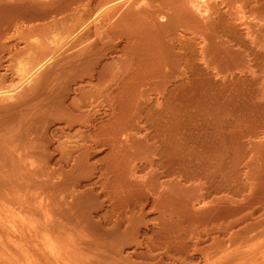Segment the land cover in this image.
Wrapping results in <instances>:
<instances>
[{
  "label": "rangeland",
  "instance_id": "374dc122",
  "mask_svg": "<svg viewBox=\"0 0 264 264\" xmlns=\"http://www.w3.org/2000/svg\"><path fill=\"white\" fill-rule=\"evenodd\" d=\"M118 1L0 0L14 19L5 32L0 12V91L24 81L20 59L31 69L63 45L0 101V264H264V0H209L230 22L209 5L218 38L237 29L225 39L195 1ZM162 16L196 50L183 43L193 55L171 71L185 80L149 81L155 62H178L142 50Z\"/></svg>",
  "mask_w": 264,
  "mask_h": 264
},
{
  "label": "bare ground",
  "instance_id": "6f19581e",
  "mask_svg": "<svg viewBox=\"0 0 264 264\" xmlns=\"http://www.w3.org/2000/svg\"><path fill=\"white\" fill-rule=\"evenodd\" d=\"M129 1H131V0H123V2H122V1H120V2L118 1V2H117L118 4L115 3V5L119 6V5H120L119 3L122 2L123 4L121 3V5L119 6V7H122L124 4L126 5V3H127V4L130 3ZM133 1H134V0H133ZM135 1H138V0H135ZM139 1H140V0H139ZM141 1H145V0H141ZM194 1L196 2V10H201V8L205 9V11H204L203 9L200 11V12H201V15H200L201 17H202V14L205 15L206 13H208V12H209L208 9L212 6V5H210V3H209L211 0H210V1H209V0H192V6L194 5V7H195ZM216 1H217V0H216ZM111 2H112V1H111ZM131 2H132V1H131ZM1 5H4V6H5V4H0V6H1ZM209 5H210V7H209ZM218 5H219V4H218ZM119 7H118V9H119ZM194 7H193V8H194ZM212 7H213V6H212ZM216 7H217V6H214L213 8H216ZM218 7H219V6H218ZM0 8H3V6H1ZM4 8H5V7H4ZM7 8H9L8 5H7L6 9H7ZM116 9H117V7H116ZM210 9H212V8H210ZM218 9H219V8H216V15H219V16H216V15H215V13H214L215 10H213V9H212L213 13H212V11L210 10V14H209V13L207 14V15H210L211 17H212V15H215V17H214V16H213V17L215 18V21L217 22V24H218V20H220L219 23L221 22V20H224V21L226 20L225 17H221V14H222V13L219 14ZM1 10H2V9H1ZM3 10H5V9H3ZM3 10H2V11H3ZM99 10H100V9H99ZM99 10H97V11H99ZM2 11H0V12H1V15H2L1 17H2V19H4L3 16H4V15H5V17L7 16V15L5 14V13H6V10H5V12L3 11L4 14L2 13ZM97 11H95V12H97ZM100 11H101V10H100ZM18 12H19V11H18ZM200 12H198V13L200 14ZM220 12H221V10H220ZM20 13H21V12H20ZM99 13H100V12H98V13H96V14H99ZM16 14H17V16L19 15V16H18V18H19V17H20V14H19V13H16ZM24 14H25V13H24ZM24 14H23V11H22V15H21L22 18L24 17ZM96 14L94 13L93 15L96 16ZM178 14H179V13H178ZM181 14H182V13H181ZM211 14H212V15H211ZM183 15H185V14H182V15L179 14L178 16H176V14H175V16L178 17V18H179L180 16L183 17ZM187 15H189V16H187L186 18L183 17V18H185V20H182V22H185V21L187 20L185 26H187V25L190 23V21L194 20V19L192 18V16H191L192 20H191V18L189 19L190 15H192V14L187 13ZM204 15H203V16H204ZM207 15H205V16H207ZM12 16H13V15L6 17V19L8 18V20H7L8 22H7V21H6V22L4 21V24L7 26V28H9V29L5 30V32L9 31V30H10V27H13V26H11V25H12V22L14 21V19L12 20ZM17 16H16V17H17ZM91 16H92V15H91ZM97 16H100V14L97 15ZM205 16H204V18H202V19H205ZM210 16H209V17H206V20H207V21L210 20L209 23H210L211 20L213 19V17L210 18ZM222 16H223V15H222ZM10 17H11V20L9 19ZM167 17H168V16H167ZM182 17H180L179 19H181ZM193 17H194V16H193ZM216 17H221V18H223V19H221V18L219 19V18H218V20H216V19H217ZM89 18H90V17H89ZM89 18H88V22L86 23L85 26H83L82 28H81V26H79L80 30H79L78 34L82 33V31L84 30V28H86L87 25H89V24H91V23H92V24H93V23L95 24V23L97 22V20H98V19H94V18H93V20L91 19V21H89ZM97 18H99V17H97ZM160 18H162L163 20L160 19V20H154L153 22H151V25L153 26V28H151V29H152L151 31L154 30V31H153L154 34L150 33L149 31H148L149 33H147V34H149L148 37L150 36L151 39H152V38H154V40H155V39H158V40H156L155 43H157V41H159V40H160V41L162 40V41H161V42H162V44H161L162 47L160 46V49L158 48V45H160L161 42L158 43V44H155V43H154V44H155V45H154L153 43L150 42L151 40H150L149 38H147L149 42L147 41V39H144V41L146 40V43H144V44H145V48H143L142 50H145V51H146L145 53H147V54L150 53L149 55H151V57H152V55L155 53V54H156V57L158 56V58H159L160 60H161L162 58H165L166 61L169 62V58H170V61H171V60L173 59V57H174L175 60H178V62H177V63H175V62H174V63L171 62V63H165V64H162L163 61L165 62V60L162 59V61H160V60L157 59L158 61H160L159 63L161 64V65H158V63L155 62V61H157V60L153 57V58H154V62L157 64V65H156L155 63H152V61H148L149 59L151 60V58H148V60H147V58L144 57V56H145V53L143 52V53H142V54H144V55H143V58H144V60L146 59L144 62H147V61H148L147 63L150 62V65H149V66H150V69H152L151 66L154 67L153 64H155L156 67H158V72H160V73L158 74V72L155 70L156 68H154L153 70H150V72H154V73H151V74H152V78H151V80H149V81H152V82H153L154 79H156L155 82L157 81V83H158V81H159V83H160V82H161V83H162V82L165 83V82H167V81H168V82H169V81H176L177 79H181V78H182V80H185V79H183V77L180 78V76L177 75V74H173V75H175V76L177 75V76H179V77L176 76V77H174V79H173V77H171V75H172L171 73H172L175 69L178 68V67H177V64H178V63H182L183 61H186V60L188 61L189 58L186 59V57L189 56V55L192 56V55H193L192 52H194V51H196V50L194 49L193 46H191V44H188L187 42L183 41L184 39L182 40L179 36L177 37L178 39L175 38L176 35H175V37H173L174 35L172 36V34H174L175 30L179 28V26H177L178 28L175 27V28H176V29H175L174 26L177 24V25H180L181 27H183V24L181 25V24H178L177 22H175L177 19L174 20V22H173V21L169 22V21H167L166 16H162V17H160ZM168 18H169V17H168ZM170 18H171V17H170ZM183 18H182V19H183ZM187 18H188L189 20H188ZM207 18H208L209 20H208ZM2 19H1V20H2ZM6 19H5V20H6ZM164 20H166V21H164ZM180 21H181V20H180ZM207 21H203L204 23H205V22L207 23V24L205 23L206 25H208L207 28H211V27H213V28L217 31V29H216V28H217V26H216L217 24H216V22L214 21V19H213V21L215 22V24H213V22H211L210 24H208ZM224 21H223V22H224ZM84 22H85V21H84ZM178 22H179V21H178ZM194 22H196V23H194ZM197 22H198V21H195V20H194V21H193V23H194L193 26L197 27L199 31H200V29H202V28H203L204 31H205V30H206V26H205V28L203 27L205 24L203 23V25H202V23L199 22L198 26L201 25V27H202V28L199 29V27L197 26ZM223 22H221V23H223ZM227 22L230 23L228 20L225 21L224 23H227ZM17 23H18V22H17ZM152 23H153V24H152ZM179 23H181V22H179ZM244 23H246L245 25L248 24L247 22H244ZM2 24H3V22H2ZM82 24H83V23H82ZM84 24H85V23H84ZM0 25H1V23H0ZM5 25H3V27H4ZM149 25H150V24H149ZM151 25H150V26H151ZM190 25H191V24H190ZM223 25H224V26H223ZM223 25H222L223 27L227 26V25H225V24H223ZM6 26L4 27L5 29H6ZM150 26H148V27H150ZM191 26H192V25H191ZM250 26H251V25H249V28H250ZM0 27H1V26H0ZM148 27H147V30H150V28H148ZM187 27H188V26H187ZM189 27H190V26H189ZM223 27H219V26H218V28H221V29H222ZM227 27H229V24H228ZM227 27H225V28H227ZM231 27H233V26L231 25ZM4 28H2V30H3ZM154 28H155V29H154ZM185 28H186V27H185ZM191 28L194 29V27H190V29H191ZM229 28H230V27H229ZM77 29H78V27H77ZM77 29H76V30H77ZM174 29H175V30H174ZM214 29L211 28V31H212V32L210 31V29L208 30V31H210L211 33H213V35L209 34L210 32H208V33H207V31H205V32H206L207 35L214 36V34H216V32H215ZM223 29H224V28H223ZM223 29H222V30H223ZM230 29H231V28H230ZM155 30H156V31H155ZM188 30H189V29H188ZM213 30H214V31H213ZM231 30H232V31H233V30L235 31V30H237V29L235 28V29H231ZM231 30H230V32H229V30H226V31L229 32L228 34H230V33H234V31L231 32ZM0 31H1V28H0ZM3 31H4V30H3ZM157 31H158L159 33H161L162 36H161L160 34H158V33H155V32H157ZM173 31H174V32H173ZM190 31H191V30H190ZM192 31H193V30H192ZM195 31H197V29H195ZM218 31H219V30H218ZM218 31H217V34H218V35L216 34V35L214 36V39H215L216 36H217L216 38H218V36H219ZM220 31H221V30H220ZM73 32H74V31H73ZM73 32H72V33H73ZM214 32H215V33H214ZM222 32H223V33H221V34H223V35H225V36H228V34L225 33V30L222 31ZM238 32H239V31H238ZM0 33H1V35H0V62L2 63L3 58H5V57H4V55L2 56L1 54H5V51H7V50L9 51L8 46L11 44V42H9V45H8L7 43H8V41L11 39V37L8 36V35L6 36V33L4 34V32H2V31H1ZM72 33H71V34H72ZM193 33H194V34H197L198 31H197V33H195V32L193 31ZM199 33L202 34V31L199 32ZM3 34H4V36H5L4 39H5L6 37H9V40H8V41H5V42L3 41V38L1 37V36H3ZM7 34H8V33H7ZM73 34H74V35H71V37H72V36H77V38L80 37V35L78 36L77 32H75V33H73ZM76 34H77V35H76ZM91 34H93V33H91ZM94 34L97 35V34H99V33H97V34L94 33ZM151 34H152V36H151ZM155 34L160 35V36L162 37V39H161L160 36H159L160 38H158L157 35H156V37H155V36L153 37V35H155ZM203 34H205V33L203 32ZM69 35H70V34H69ZM69 35H68V36H69ZM85 35H86V34H84V36H81V37L84 38ZM207 35H206V37L209 38L210 36H207ZM223 35H221V38L219 37L218 39H222V36H223ZM233 35H234V34H233ZM87 36H88V34H87ZM93 36H94V35H93ZM93 36H91L90 38L92 39ZM225 36H223V37H224L223 39H225ZM88 37H89V36H88ZM144 37H145V36H144ZM146 37H147V35H146ZM146 37H145V38H146ZM233 37H234V36H233ZM236 37H237V35H235V38H232L231 40H232V41H235V40L237 39ZM239 37H240V33H239V35H238V38H239ZM55 38H56V37H55ZM60 38H61V37H60ZM83 38H82V39H83ZM90 38H89V39H90ZM212 38H213V37H212ZM227 38H228V37H227ZM229 38H230V37H229ZM229 38H228V39H229ZM240 38H241V37H240ZM7 39H8V38H7ZM7 39H5V40H7ZM63 39H64V38H63ZM63 39L61 38L60 40H58V37H57V39H55L54 41H52V43H53V42L56 43V40H58V41H62ZM89 39H83V40H86V42H87V41H89ZM91 39H90V40H91ZM133 39H136V38H133ZM179 39H180L182 42L179 41ZM233 39H234V40H233ZM67 40H69V39L67 38ZM75 40H76V39H75ZM77 40H78V39H77ZM136 40H137V41H136ZM136 40L134 41L135 43H134V42L132 43V44L135 45V47H133L134 49L136 48V45H137L138 47H140V46L143 47V46H144V44H141V41L139 40V38L136 39ZM142 40H143V38H142ZM154 40H153L152 42H154ZM231 40H230V41H231ZM138 41H140L139 43H140L141 45H139V43H136V42H138ZM223 41H224V40H223ZM226 41H228V40H226ZM230 41L227 42V44H228L229 46L232 45V44L230 43ZM64 42L67 43L68 41H65V40H64ZM237 42H238V41H237ZM239 42H240V40H239ZM55 43H53L54 46H55ZM61 43H63V42H61ZM84 43H85V42H84ZM149 43H150L152 46H154V47L152 48L151 45H150ZM183 43H185V45H190L191 48L193 47V51H192L191 53H190V51L187 52V51H188V50H187V47L185 48V45H184ZM186 43H187V44H186ZM221 43H223V42H221V40H220V44H221ZM229 43H230V44H229ZM235 43H236V42H235ZM58 44H59V43H58ZM58 44L56 43V45H58ZM63 44H64V43H63ZM132 44H131V45H132ZM146 44H147V45H146ZM225 44H226V43H225ZM225 44H223L222 46H223V47L225 46L224 48L226 49L227 44H226V45H225ZM156 45H157V49H158V51H157V49H155V48H156ZM54 46H52V48H53ZM61 46H63V45H59L58 47L62 49L63 47H61ZM149 46H150L151 48H150ZM229 46H227V47L229 48ZM232 46H233V45H232ZM232 46H230L231 49H232ZM55 47H57V46H55ZM58 47L56 48V50H58ZM130 47H131V46H130ZM188 47H189V46H188ZM209 47H210V46H209ZM209 47H207L206 50H207V49L210 50ZM19 48H20V47H19ZM19 48H18V49H19ZM131 48H132V47H131ZM133 48H132V49H133ZM18 49H17V50H18ZM53 49H55V48H53ZM128 49H129V48H128ZM134 49H133V50H134ZM146 49H147V50H146ZM152 49H154V51H152ZM188 49L191 50L190 48H188ZM202 49H203V48H202ZM48 50H51V49L48 48ZM56 50H53L52 52L55 51V52H57V54H59L58 51H56ZM59 50H60V49H59ZM133 50H132V51H133ZM138 50H139V48H138ZM138 50H137V48L135 49V51H138ZM204 50H205V48H204ZM206 50H205V51H206ZM229 50H230V49H229ZM135 51H134V52H135ZM155 51H156V52H155ZM205 51H204V53H206ZM226 51H227V49H226ZM9 52H10V51H9ZM46 52L49 54L50 51H46ZM46 52L44 53V56H43V57H42V54H43V53L41 54V56H38V57H39L38 61L35 60V61H37V62H36L34 65L31 64V65H32L31 69H30V66H28L29 63H28V65L26 64V66H27L26 68L24 67V66H25L24 63H25V61H26L27 59H22L23 61H21V59L19 60L21 63H20V64L18 63V64H19V66H20L21 69L18 68V67H17V69H18V72L21 71V73H23V80H24V81H23L22 83H20L19 86H14L13 89H9L10 87H8V88H7V89H8L7 91H0V101H1V99H3V100H9V99H11V100H12V99L15 97V94H17V92H15L17 89H19V88H20L25 82L30 83V82L32 81V77H33L34 75H36L37 72L40 71L43 67H45V66H46V65H47V64L53 59V57L57 56V54H55L54 56H52V55H53V53H52V55H51L52 57L50 56V58H47L46 56H48V55L45 56V54H47ZM134 52H132L133 54H132V53H131V54L134 55ZM139 52H140V53H139ZM139 52H135V53H136V54L139 53L140 55H142L140 50H139ZM153 52H154V53H153ZM202 52H203V50H202ZM6 53H7V52H6ZM129 53H130V51H129ZM187 53H189V55H188ZM210 53H211V52H210ZM50 54H51V52H50ZM136 54H135L134 56L136 57V60H137L138 58H140V57H139L140 55H136ZM155 54H154V56H155ZM206 54H207V53H206ZM6 55H7V54H6ZM6 55H5V56H6ZM132 55H131V57H132ZM149 55H148V56H149ZM195 55H196V53H195ZM208 55H209V53H208ZM210 55H211V54H210ZM134 56H133V57H134ZM137 56H138V58H137ZM146 56H147V55H146ZM148 56H147V57H148ZM203 56H204V54H203ZM212 56H213V54L211 55V58H212ZM38 57H35V58H38ZM40 57H42V58H40ZM44 57H45V58H44ZM131 57H130V59H131ZM133 57H132V61H134L133 59H135V57H134V58H133ZM149 57H150V56H149ZM204 57H205V56H204ZM216 58H217V57H216ZM167 59H168V60H167ZM208 59H209V58L206 59V57H205V60H204V61L207 60V63L205 62L206 65H207V67H211V66H212V65H211L212 63L210 64V62L208 61ZM213 59H214V58H213ZM136 60H135V62H136V64H138V60H137V61H136ZM139 60H143L142 57H141V59H139ZM152 60H153V59H152ZM173 60H174V59H173ZM209 60H210V59H209ZM28 61H29V60H28ZM33 61H34V60H33ZM33 61H32V63H33ZM4 62H5V60H4ZM22 62H23V64H22ZM141 62L143 63V61H141ZM211 62H212V61H211ZM26 63H27V61H26ZM151 63H152V64H151ZM172 63H173V64H172ZM213 63H214V61H213ZM2 64H3V63H2ZM171 64H172V65H171ZM175 64H176V66H175ZM183 64H185V63H183ZM187 64H188V62H187L185 65H187ZM23 65H24V66H23ZM144 65H145V63H144ZM146 65H147V64H146ZM146 65H145V67H147ZM162 65H164V66H162ZM178 65H179V64H178ZM159 66H160V68H159ZM180 66L183 67V65H180ZM190 66H191V64H189V66L187 65V67H190ZM22 67H24V68H22ZM161 67H162V68H161ZM165 67H166V68H165ZM28 68H29V69H28ZM148 68H149V67H148ZM167 68H168V69H167ZM179 68H180V67H179ZM19 69H20V71H19ZM27 69H28V70H27ZM154 70H155L157 73H155ZM164 70H166V71L163 72ZM167 70H169V71L167 72ZM171 71H172V72H171ZM177 71H178V73H179V69H178ZM180 71H182V69H181ZM166 72H167V73H166ZM174 72H175V71H174ZM174 72H173V73H174ZM21 73H20V74H21ZM161 73H162V75H161ZM18 74H19V73H18ZM153 74H158V75H154V76H153ZM18 76H19V75H18ZM150 76H151V75L149 74V75H147L146 78H144V79H147V80H148L147 77H150ZM195 77H196V76H194V77H192V78L195 79ZM19 78H20V77H19ZM176 78H177V79H176ZM198 78H199V77H198ZM198 78L196 77V81H199V80L202 79V77H200L201 79H200V78L198 79ZM203 78H204V77H203ZM149 79H150V78H149ZM152 79H153V80H152ZM186 79H187V78H186ZM19 80H20V82H21V79H19ZM19 80H18V81H19ZM190 80H191V79H189L188 81H190ZM202 80H204V79H202ZM202 80H201V81H202ZM177 81H181V80H177ZM177 81H176V82H177ZM188 81H187V82H188ZM194 81H195V80H191V81L188 82V83L196 84V83H193ZM196 81H195V82H196ZM180 83H181V82H180ZM183 83H185V82H183ZM197 83L199 84L200 82H197ZM14 84H15V83H14ZM14 84H12V85H14ZM16 84H17V83H16ZM7 86H10V85H7ZM15 87H16V88H15ZM3 89H4V88H3ZM179 95H180V94H179ZM3 100H2V101H3ZM4 139H5V138H4ZM6 141H8V139H7ZM8 143H9V142H8ZM10 144H11V142H10ZM18 144H19V143H18ZM18 144H17V145H18ZM12 145L14 146V143H13ZM19 145H20V144H19ZM19 145H18V146H19ZM20 146H22V143H21ZM20 146H19V147H20ZM23 146H24V144H23ZM31 146L34 147L33 145H31ZM31 146H30L29 148H31ZM25 147H26V146H24V148H25ZM38 147H39V145H38ZM38 147H37L36 149H39V150H40V148H38ZM20 149H21V148H20ZM34 149H35V148H33V150H34ZM22 150H23V148H22ZM24 150L26 151V148H25ZM30 152H31V151H30ZM30 152H28V156H29V155H32L31 153H34V154H35V157H36V155H40V154H38V152L36 153V150H34V152H31V153H30ZM26 156H27V155H26ZM32 156H33V155H32ZM32 156H29V157H32ZM40 156H41V155H40ZM33 164H34V163H31L32 166H33ZM14 212H15V213H14ZM14 212H13L14 214L17 213L16 211H14ZM18 213H19V212H18ZM16 216H17V214H16ZM21 222H23V221H21ZM14 223H15V222H14ZM29 224H31V223H29ZM32 224L34 225V222H32ZM28 226L31 227V225H28V224H27L25 227H28ZM33 228H34V227H33ZM33 228L31 227V229L29 228V230H32ZM14 229H16V228H14ZM18 231L21 232V230H17V232H18ZM22 231H23V230H22ZM15 232H16V231H15ZM20 232H19V233H20ZM16 234H18V233H16ZM36 235H37V234H36ZM44 237H49L50 241H51V239L54 240V238H52L50 234H49V236H48V234H46ZM47 239H48V238H47ZM0 241H1V240H0ZM47 241H49V240H47ZM51 242H52V241H51ZM45 247H48V249L51 251L50 253H53V254L55 253V254L57 255V250H56V247L54 246L53 243H49V244L46 243V244H45ZM48 249H47V250H48ZM49 250H48V251H49ZM56 255H55V256H56ZM53 256H54V255H53ZM8 258L10 259V261L12 262V264H17V262H16L15 259H14V256H10V257H8ZM36 263H37V262H36ZM42 263H43V262H42ZM18 264H20V263H18ZM29 264H35V263H34L33 261H31Z\"/></svg>",
  "mask_w": 264,
  "mask_h": 264
}]
</instances>
